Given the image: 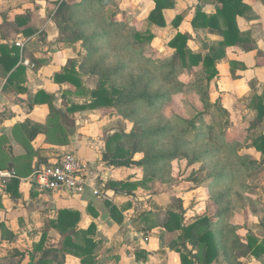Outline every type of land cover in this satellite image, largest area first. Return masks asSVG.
<instances>
[{
	"label": "crops",
	"instance_id": "crops-1",
	"mask_svg": "<svg viewBox=\"0 0 264 264\" xmlns=\"http://www.w3.org/2000/svg\"><path fill=\"white\" fill-rule=\"evenodd\" d=\"M24 1L1 0L5 7L0 11L14 9ZM53 1L56 0H36L38 8L32 7L28 24L19 27L14 38L0 33V55L2 45L14 46L18 51L15 66L22 68L11 74L14 68L5 73L0 65V171L12 174L0 176V264H41L38 260L43 255L45 264H58L62 259L61 253L56 251L61 246L64 234L61 231L70 230L73 224L75 230L94 229L89 237L97 242V248L91 264H180L179 252L170 247L174 239L172 244L183 249L179 234L177 231L168 233L162 227L167 209L163 207L167 201L152 196L155 182L142 185L141 168L111 164L105 159L106 139L111 134L101 135L102 121L95 117L97 109L76 111L73 117L67 116L72 125L64 145L47 142L41 131L31 137L32 124H45L49 112L46 103H37L45 100L43 95L38 96L36 102L38 92L50 95L52 104L60 112L61 122L69 99L82 103L73 95L63 94V89H73L69 83L54 81V75L72 58L58 41L55 24L47 17L43 3ZM242 2L247 7L243 15L238 16L237 26L240 34L244 33L245 41L227 46L225 57L216 63L218 75L215 78L225 100L248 93L250 100L254 93L250 89L253 77L258 81L257 92L264 91V0ZM153 7L154 0H122L120 6L125 13L140 17ZM215 9V3L203 0H174L172 8L163 10L164 26L149 24L154 34L150 45L161 54H171L174 49L168 42L177 32H183L190 35L187 44L193 51L206 53L223 37L207 28L193 27L191 20L197 10L214 13ZM178 14L182 15V20L174 26L172 20ZM26 26L33 32L25 34ZM17 41L22 45H16ZM202 44L206 47H201ZM243 46L249 49L245 51ZM187 74H191L190 71ZM239 103L235 100L229 105L235 107ZM249 109L247 107L246 113L252 110ZM248 126L246 121L239 124L242 128ZM64 152L74 153L86 161L88 186L85 190L75 195L66 191L40 193L34 190L27 179L31 170ZM117 182L129 185L121 186ZM93 189L99 194H93ZM182 208L186 209L183 203ZM185 220L183 224L189 223ZM81 237L75 236L79 243ZM186 246L191 249L188 243ZM62 264L81 262L77 256L65 254ZM211 264L229 263L216 260Z\"/></svg>",
	"mask_w": 264,
	"mask_h": 264
},
{
	"label": "trees",
	"instance_id": "trees-1",
	"mask_svg": "<svg viewBox=\"0 0 264 264\" xmlns=\"http://www.w3.org/2000/svg\"><path fill=\"white\" fill-rule=\"evenodd\" d=\"M203 1L215 3V12L206 13L197 10L191 25L195 28H207L211 32H219L223 39L216 47L209 48L206 53L195 52L187 44L190 35L177 32L167 44L174 49V52L164 57H161L156 50L153 55L148 56L144 50L154 39L149 24L164 26L163 10L172 8L174 0H154V7L150 12L141 16L136 20L137 22L134 21L132 26L124 19L117 21L113 18L110 20L105 18V11L103 12L101 8L111 0L53 1L57 5L53 19L58 30L60 33L73 32L70 38L58 36V41L67 45L80 41L87 55L90 56L98 50L97 42L105 35L115 43L119 52L111 64H103L104 56L95 61L94 69L98 71L96 73L98 81L93 88L81 82L78 72L74 70V61H69L54 75L55 82L75 85V89L64 93L82 100V103L76 104L69 99L65 105L66 116L73 117L76 111L81 110L112 107L120 116L139 122L142 129L138 133L116 132L107 137L105 159L111 164L136 165L141 168L144 176L143 186L146 182L168 177L172 161L184 158L188 163L197 160H205V163L208 161L211 170L207 175L209 178L207 185L212 190L217 185L229 184L231 187L238 177H246L250 174L253 160L248 152L249 149H254L264 156V134L256 133L248 141L237 137L227 138V134L217 131L213 120L207 121V114L214 108L213 105L204 103L207 109L204 112H197L189 119L172 114L168 118H159L151 124V118L147 117V113L158 112L164 102H169L174 95L183 92L185 88L196 91L203 88L205 98L202 96V101H205L208 84L218 74L216 63L225 57V48L245 41L244 33L240 34L237 26L238 16H242L247 7L242 0ZM86 3L89 4L83 6ZM15 20L18 27H21L28 24L30 15H17ZM181 20L182 15L178 14L172 20V24L178 26ZM93 23L96 27L102 28L97 30ZM127 25L130 30L123 32ZM87 30L91 32L88 34ZM32 32L31 27H25V34ZM133 47L137 50H131ZM242 49L247 51L249 47L243 46ZM125 58L135 62L137 69L126 70V63L122 60ZM17 60V48L1 46L0 65L3 66L5 73L13 68L11 74L22 70L19 65L15 66ZM230 63L233 65L232 62ZM195 68L204 70L205 75L190 80L188 84L180 79L183 70L191 71ZM45 94L42 91L38 92L36 102L39 101L38 96H44L45 100L37 103L48 105L46 123H33L31 137L41 131L45 134L47 142L64 145L68 142L69 133L63 127L60 112L52 104L50 95ZM253 99L255 103L252 108L256 110L259 120L263 119L264 91L255 94ZM139 108L142 110V117L137 116V121L135 118ZM253 127L254 125H249L240 132L247 135ZM137 153L141 157L134 159ZM60 156L43 164L58 161ZM117 184L129 185L127 182H117ZM224 193L217 195L214 200L220 206L214 219L203 216L188 224H182L184 215L181 212L183 209L181 205L179 208L166 209L162 227L168 233L177 231L179 234L178 239L183 249L172 244L175 243L174 239H171L170 247L179 252L180 264H211L216 260L241 264L242 256L258 260L264 254V239L257 237L250 230H245L244 237H241L237 231L243 226L238 222L227 220L230 200L223 204ZM74 226L75 224L70 230L61 231L64 234H62L61 246L56 251L61 253L62 259L58 264H62L65 254L77 256L81 264H91L97 248V242L89 237L93 235L94 229L80 231L75 230ZM79 235L82 236L81 243L75 238ZM186 243L191 249L187 248ZM44 256L38 260L39 263H46Z\"/></svg>",
	"mask_w": 264,
	"mask_h": 264
},
{
	"label": "rangeland",
	"instance_id": "rangeland-1",
	"mask_svg": "<svg viewBox=\"0 0 264 264\" xmlns=\"http://www.w3.org/2000/svg\"><path fill=\"white\" fill-rule=\"evenodd\" d=\"M24 2V4L18 5V7H15L14 9L6 8L0 11V33L2 36L14 38V32L16 33L19 28L15 16L30 14L32 7L37 4L36 0H25ZM121 3L122 0H111V2L106 4L101 10L103 12L105 11V18H107V20L113 18L117 21H121L124 19L132 26V23L140 16L125 13L123 9L120 8ZM88 4H83V6H87ZM43 5H45L44 7L47 10V17H49L55 24L53 18L57 5L53 2L43 3ZM43 5H41V8H43ZM4 7V3H0V8ZM36 7L38 8V6ZM95 25L96 24L93 23V26ZM129 25L125 26L123 32L130 30ZM95 28L98 30L102 27L95 26ZM90 32L91 30H87L88 34ZM72 34L73 32L60 33L57 28V37L70 38L73 36ZM63 45L67 48L66 52L68 56H71L70 58H72L70 62L74 61V70L75 72H78L81 82L90 88L95 87L98 81L96 75L98 71L97 69H94L95 61L104 56L103 64H111L119 54L115 43H113L109 36L105 35H103L101 40L97 42L98 50L90 56L87 55V51L83 43L80 41H77L74 44ZM201 47L206 46L202 44ZM131 50L136 51L137 48L133 47ZM155 50L156 48L154 49L153 46L149 44L144 51L146 55L150 56L154 54ZM160 55L161 57H164L168 54L165 55L164 53H160ZM122 60L126 63V70L137 69L135 62L132 60H128V58ZM92 69L94 70L92 71ZM190 73L191 74H187V70H183L180 74V79L188 84L190 83V80L199 79L205 75L204 70L198 68L191 70ZM215 77L212 78L208 84L206 93L207 98L205 101H202V96L205 93L203 88H201L200 91L188 90L185 88L183 92L174 95L172 100L164 102L158 112L147 113V117L151 118V124L155 123L159 118H168L172 114H178L187 119L192 118L197 112H204L207 109L204 106V103H207V105L210 104L214 106V108L210 109V112L207 114V121L210 122V120H213L217 126V131L227 134V138L234 139V137H237L241 140L248 141L254 134L262 133V131L264 132V117L259 120L256 110L252 108V105L255 103L252 98L255 94H259L257 92V89L259 88L257 87L258 81L254 79V77L252 78L250 89L254 91V93L250 100L249 96L251 94L249 93L241 96L232 95L225 100L222 91L219 90L218 79ZM72 88L75 89V85H72ZM63 90L66 92L70 89L65 88ZM203 97L205 98V96ZM235 100L240 102L239 105L231 107L229 104L231 101L233 102ZM224 104H228L230 108L228 109V105L227 107H224ZM220 107L222 111L220 110ZM247 107L250 108L249 111L252 110L246 113ZM97 110L98 113H96L97 115H95V117L99 121H102V131H100L101 135L104 137H106V132L111 135L116 132L138 133L140 129H142L139 122H136L131 118L120 116L117 112L115 113V110L112 107L97 108ZM252 111L253 113H251ZM121 113L124 112L121 111ZM137 116L138 118L142 117L141 108H139L136 113L135 119L138 121ZM66 117L65 114L64 119L62 120V125L67 124V127L64 125L63 127L68 132L70 130L69 127L71 128L72 124L71 120ZM64 120H66V122ZM242 121H246L249 125H254L247 135L240 132L242 127H239V124ZM251 150L252 151H249V154H251L253 163L250 166V174L246 177H238L231 187H229V184H225L224 186L217 185L212 190L207 185V182L209 181L207 175L211 170L208 166V161L205 163V160H197L188 163L186 159L181 158L172 161L168 177L163 180L156 179L155 181H152L155 183L152 185L153 191L151 194L156 198H164V200L167 201L166 207L165 205L163 207L164 210L168 207L179 208L183 203L186 206V209H180L181 212L186 213V215L183 216V221L186 219L185 223H190L198 217L203 216L214 219L215 215L220 210V206L214 200L217 195L225 192L223 204H226V202L230 200L228 203L229 211L227 214V220L230 219L243 226V228L238 230L237 233L241 237H244L245 230H250L257 237L264 239V156L254 149ZM135 156H137L136 158L141 157L138 153L135 154L134 157ZM242 257L241 264L264 263V254L257 260V262L252 261L249 256Z\"/></svg>",
	"mask_w": 264,
	"mask_h": 264
},
{
	"label": "built area",
	"instance_id": "built-area-1",
	"mask_svg": "<svg viewBox=\"0 0 264 264\" xmlns=\"http://www.w3.org/2000/svg\"><path fill=\"white\" fill-rule=\"evenodd\" d=\"M21 46L20 41L15 42ZM28 63L27 60L24 61ZM88 165L86 161L71 152L61 154L58 161L42 164L33 169L28 176L31 187L37 192L66 191L71 195L81 194L88 186ZM0 176L10 177L7 171H0ZM93 194L99 192L93 189Z\"/></svg>",
	"mask_w": 264,
	"mask_h": 264
}]
</instances>
